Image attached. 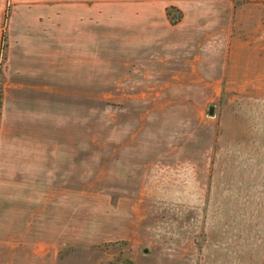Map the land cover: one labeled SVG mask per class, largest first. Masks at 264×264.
I'll return each instance as SVG.
<instances>
[{"label":"crops","instance_id":"0c3cea01","mask_svg":"<svg viewBox=\"0 0 264 264\" xmlns=\"http://www.w3.org/2000/svg\"><path fill=\"white\" fill-rule=\"evenodd\" d=\"M7 35L0 264H63L78 180L94 159V140L72 136L93 112L96 83L133 84L142 115L190 110L192 99L264 100V0H12ZM175 144H119L117 164L112 151L105 157V192L140 210L143 197L159 195L146 192L132 158ZM58 201L66 214L47 223Z\"/></svg>","mask_w":264,"mask_h":264},{"label":"rangeland","instance_id":"374dc122","mask_svg":"<svg viewBox=\"0 0 264 264\" xmlns=\"http://www.w3.org/2000/svg\"><path fill=\"white\" fill-rule=\"evenodd\" d=\"M11 12L7 0L1 43L5 34L8 44ZM6 51L0 46L2 76ZM134 91L133 84L96 83L93 112L73 133L94 140V159L92 174L78 180L69 221L77 228L64 230L63 264H264V100L192 99L190 110L142 115ZM140 140L176 144L143 147L132 158L146 192L159 195L143 197L135 210L105 192V157L112 151L117 164L118 145ZM59 205L47 223L66 214Z\"/></svg>","mask_w":264,"mask_h":264},{"label":"trees","instance_id":"16d2710c","mask_svg":"<svg viewBox=\"0 0 264 264\" xmlns=\"http://www.w3.org/2000/svg\"><path fill=\"white\" fill-rule=\"evenodd\" d=\"M172 9L173 8L168 9V13L171 15V17L173 19L172 21L173 22H176L180 18L181 14H179L175 18V14L172 13V11H173ZM6 18H8V13L6 14ZM6 45L7 44L5 42V34H3V41L1 43V51L5 50ZM2 90H3V86H2V75H1V71H0V108H1V105H2ZM0 112H1V109H0Z\"/></svg>","mask_w":264,"mask_h":264},{"label":"water","instance_id":"95a60500","mask_svg":"<svg viewBox=\"0 0 264 264\" xmlns=\"http://www.w3.org/2000/svg\"><path fill=\"white\" fill-rule=\"evenodd\" d=\"M210 111H211V112L214 111V107H213V106L210 107Z\"/></svg>","mask_w":264,"mask_h":264}]
</instances>
